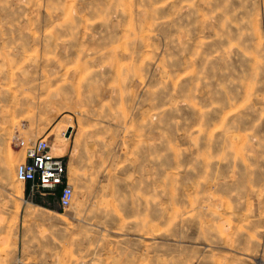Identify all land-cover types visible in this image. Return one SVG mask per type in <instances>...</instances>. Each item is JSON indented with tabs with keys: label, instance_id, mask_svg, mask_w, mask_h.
<instances>
[{
	"label": "rangeland",
	"instance_id": "374dc122",
	"mask_svg": "<svg viewBox=\"0 0 264 264\" xmlns=\"http://www.w3.org/2000/svg\"><path fill=\"white\" fill-rule=\"evenodd\" d=\"M35 138L66 210L14 178ZM32 261L264 264V0H0V264Z\"/></svg>",
	"mask_w": 264,
	"mask_h": 264
},
{
	"label": "built area",
	"instance_id": "2783aa9c",
	"mask_svg": "<svg viewBox=\"0 0 264 264\" xmlns=\"http://www.w3.org/2000/svg\"><path fill=\"white\" fill-rule=\"evenodd\" d=\"M15 142L23 155L15 167L16 182L26 186L30 196L35 192L53 196L57 207L66 210L72 201L73 190L62 156L52 154V145L43 138L17 139ZM25 264L41 263L32 261Z\"/></svg>",
	"mask_w": 264,
	"mask_h": 264
},
{
	"label": "bare ground",
	"instance_id": "6f19581e",
	"mask_svg": "<svg viewBox=\"0 0 264 264\" xmlns=\"http://www.w3.org/2000/svg\"><path fill=\"white\" fill-rule=\"evenodd\" d=\"M53 149H54V146H52V154H54V152H53ZM71 186V185H70ZM72 187V186H71ZM73 188V187H72ZM73 193H74V191H73ZM73 199V198H72ZM71 204V203H70ZM60 218L62 219V221L64 222L65 221V218L63 217V216H60Z\"/></svg>",
	"mask_w": 264,
	"mask_h": 264
},
{
	"label": "water",
	"instance_id": "95a60500",
	"mask_svg": "<svg viewBox=\"0 0 264 264\" xmlns=\"http://www.w3.org/2000/svg\"><path fill=\"white\" fill-rule=\"evenodd\" d=\"M69 133H70V131L67 129V130L65 131V133H64V137H65V138H68Z\"/></svg>",
	"mask_w": 264,
	"mask_h": 264
}]
</instances>
